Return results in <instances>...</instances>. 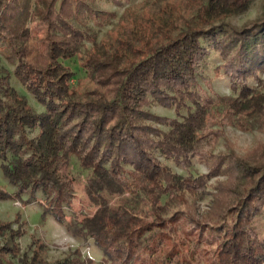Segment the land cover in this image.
<instances>
[{
  "label": "trees",
  "instance_id": "obj_1",
  "mask_svg": "<svg viewBox=\"0 0 264 264\" xmlns=\"http://www.w3.org/2000/svg\"><path fill=\"white\" fill-rule=\"evenodd\" d=\"M192 1L199 3L193 22L169 0L131 5L97 41L84 20L102 25L114 14L95 9L94 0H0V55L43 107L35 110L10 84L9 71H0V171L16 188L0 186V200L26 204L40 192L61 201V169L75 156L89 172V199L103 210L69 220L66 230L91 239L103 252L100 264H264V142L240 154L226 141L225 151L214 152L228 125L264 130V17L237 28L222 20L249 0ZM36 21L44 27L40 41L28 26ZM202 39L220 52L235 95L214 92L208 79L207 89L198 83L197 67L208 55ZM73 57L91 90L71 86L74 72L63 61ZM152 101L173 107L175 117L147 110ZM157 152L186 169L193 157L211 165L181 176ZM218 175L225 179L209 193ZM103 193L128 197L110 206ZM209 194L207 211L198 214L196 201ZM19 220L20 212L15 228L0 220L7 237L0 264H10L7 256L21 264L93 262L78 248L48 260L37 238L31 254L20 255Z\"/></svg>",
  "mask_w": 264,
  "mask_h": 264
},
{
  "label": "rangeland",
  "instance_id": "obj_2",
  "mask_svg": "<svg viewBox=\"0 0 264 264\" xmlns=\"http://www.w3.org/2000/svg\"><path fill=\"white\" fill-rule=\"evenodd\" d=\"M144 0H94L92 6L103 12L113 13L102 25H97L92 19H85L84 27L88 28L96 40L106 37L117 26V22L123 13L124 9L136 5ZM172 5L178 10L186 8L187 20L193 22L196 18L197 8L199 3L192 0H169ZM166 0H162L161 4ZM174 8V9H175ZM184 11V10H183ZM264 17V0H249L246 7L238 10L237 12L227 16L222 20L223 23L233 27L240 28L246 23L255 19ZM221 22V21H219ZM31 30L32 38L40 41L43 37V23L40 21L28 22ZM183 27V25H182ZM221 34H219V37ZM202 44L208 48V55L205 56L203 61L197 67V81L204 88L207 89L203 82L208 79L211 88L218 94L235 95L236 92L231 88V80L228 75L223 72L220 65L223 63V58L218 50H216L212 43L202 39ZM90 43L85 42V47H89ZM83 50V48H82ZM63 63L69 66L74 75L71 79V86L79 93L91 90L92 84L85 76L84 70L79 66L76 57L64 60ZM14 66L9 64L0 55V71L7 70L10 73V84L18 90L21 94L25 95L28 103L37 111H42L43 107L24 89L19 81L13 76L12 70ZM258 76L264 79V71H260ZM252 86L257 85L256 79L250 77L248 80ZM209 92V91H208ZM210 93V92H209ZM211 94V93H210ZM151 98V96H149ZM160 116L175 117L173 107H167L159 104L157 101H152L150 106L146 108ZM182 115L185 114V109L181 111ZM154 125H157L154 123ZM158 127L166 130L164 125H157ZM226 141L232 144V148L237 153L243 154L248 149L253 148L258 142H264V130L257 128L255 124L250 130H241L235 126L224 127V136L220 137L216 143L214 152L225 151ZM157 157L167 164L174 172L181 176L189 174H199L208 172L211 162L209 160H200L196 157L191 158V165L186 169L177 165L173 160H165L158 152ZM225 179L224 175H218L209 179L210 187L208 192H214L213 185L216 181ZM61 182L64 186V191L61 201H56L51 197H45L40 192H37L35 197L30 199L28 203L24 204L15 199L0 200V220L11 221L12 227L17 226L15 217L17 212H20V220L24 229V234L17 239L20 255H30L32 251L31 241L37 238L42 241L46 247L43 255L48 260L60 259L68 255L74 249H79L82 257L91 259L93 262L89 264H100L103 257V252L99 247L94 245L91 239H82L69 234L66 230V224L69 220L79 221L84 218H92L96 211L103 210L102 206L94 204L88 197L86 189L90 186L89 172L82 168L79 161L75 156H70L66 165L61 169ZM0 186L5 187L8 191L14 192L16 188L11 186L3 177L0 171ZM110 206H115L122 197H128L127 194L123 195H109L103 193ZM23 199L28 196L24 194ZM211 201V195H207L203 200L196 201L195 211L202 214L208 209ZM45 211V218H41V213ZM151 218V216H149ZM6 235L0 236V242L6 240ZM7 261L10 264H21L19 257L7 256ZM108 264V263H106Z\"/></svg>",
  "mask_w": 264,
  "mask_h": 264
}]
</instances>
